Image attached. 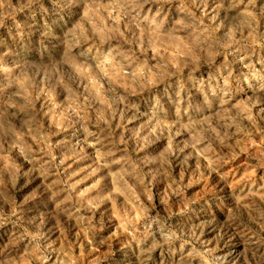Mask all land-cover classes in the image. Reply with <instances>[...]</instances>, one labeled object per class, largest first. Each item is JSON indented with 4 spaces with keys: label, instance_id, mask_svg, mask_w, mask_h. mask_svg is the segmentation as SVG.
Listing matches in <instances>:
<instances>
[{
    "label": "rangeland",
    "instance_id": "374dc122",
    "mask_svg": "<svg viewBox=\"0 0 264 264\" xmlns=\"http://www.w3.org/2000/svg\"><path fill=\"white\" fill-rule=\"evenodd\" d=\"M0 264H264V0H0Z\"/></svg>",
    "mask_w": 264,
    "mask_h": 264
}]
</instances>
